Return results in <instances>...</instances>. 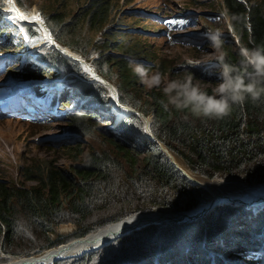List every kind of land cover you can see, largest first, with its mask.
I'll list each match as a JSON object with an SVG mask.
<instances>
[{
    "label": "trees",
    "instance_id": "trees-1",
    "mask_svg": "<svg viewBox=\"0 0 264 264\" xmlns=\"http://www.w3.org/2000/svg\"><path fill=\"white\" fill-rule=\"evenodd\" d=\"M45 1L40 14L53 37L83 56V53L88 55L94 69L110 82L118 78L117 85L113 84L119 89L120 102L152 114L153 133L177 156H181L193 173L207 179L240 178L249 183L264 181V94L257 100L249 96L244 103L233 105L229 115L219 119L197 116L190 108L176 107L170 98L176 94L177 99L175 89L172 92L149 89L148 101L143 106L136 101L139 88L135 87L145 90V86L140 84L143 70L151 71L160 66L148 59L144 41L138 35L127 37L129 28L125 27L123 20L115 17L121 0ZM17 2L25 11L28 9L23 0ZM75 4H78L77 11ZM222 4L237 41L231 40L232 37L230 42L220 40L224 55L216 60L221 65L202 63L176 67L189 78L186 84L189 90L196 88L209 96L217 95V84L223 82L225 64L234 70V74L243 77L245 83L258 76L259 73L243 57L242 50H264V0H223ZM4 5L0 0V6ZM2 13L0 8V48L13 42L8 30L10 26L1 20ZM173 21L182 28L189 22L183 18H174ZM24 28L40 41L43 33L39 26L24 24ZM89 30L101 34L97 41L88 40L86 32ZM10 31H15V27ZM221 36L216 34L215 37ZM208 40L207 37H199L200 44ZM94 50L96 58L92 57ZM48 57L57 66L78 72V64L62 52L53 49ZM10 61V58L5 59L0 64ZM138 61L142 65L141 70L134 67ZM22 62L21 67H26L27 71L25 75L51 72L35 62L28 64L26 58ZM67 84L68 81L64 85ZM45 85L40 88L30 86L28 91L34 100L33 109L43 101L47 107L55 102H60V105L64 102L66 107L73 104L72 100H67L72 96L71 90L57 89L54 94L44 89ZM96 85L100 87L98 93L94 89ZM182 87L179 85L178 88ZM87 90L95 93L94 97L102 102L109 92L97 82L89 84ZM63 92L65 95L62 96ZM19 99L25 102L22 95ZM93 112L73 109L69 116L73 124L75 122L74 126L80 127L79 123H84V120L98 119ZM141 119L134 113L124 115L119 131H105L109 135L106 137L112 153L86 152L76 146L74 159L84 160L73 165L71 172L58 167L52 160H45L36 167L37 170L30 168L25 173L28 180L36 181L34 185L10 186L6 180H0V263L11 259L9 256L1 257L2 254L26 256L40 253L140 211L167 208L179 211L198 206L205 195L203 187L193 183L174 165L162 146L145 132L142 136L133 134L134 128L142 124ZM82 128L87 130L89 127L82 124L81 131ZM126 164L133 168L131 175L126 173L129 189L118 182ZM258 210L248 209L244 204L226 203L218 204L192 222L162 224L148 220L144 222L146 225L101 249L56 264H260L263 260L257 248L264 228V207ZM64 222L76 225V231L52 238V233L58 232Z\"/></svg>",
    "mask_w": 264,
    "mask_h": 264
},
{
    "label": "rangeland",
    "instance_id": "rangeland-1",
    "mask_svg": "<svg viewBox=\"0 0 264 264\" xmlns=\"http://www.w3.org/2000/svg\"><path fill=\"white\" fill-rule=\"evenodd\" d=\"M3 1L7 3L6 0ZM23 1L24 4L28 6V9L25 11L18 4V6L21 7V10L24 12L37 10L36 15L38 19L40 10L46 1ZM222 1L223 0L120 1L119 10L115 17H119L120 20H123L126 24L125 27L129 28L130 35L127 37L138 35L137 37L145 43L144 46H146V55L148 56V59L154 61L157 66H160L151 71L146 69L143 70L140 84L144 85L146 89L142 90L139 86L135 87L139 88V93L136 95L137 102L143 106L146 105L145 102L148 101L147 93L149 89H168L172 92V90L175 89L170 87L172 85H175L176 87H179V85L185 86L189 83V78L182 71H177V66H182L183 64L195 65L213 63L217 58L223 57L224 55L222 43L220 41L221 39L229 41L231 39L230 37H232L231 40L237 41V36L234 34V30L230 24L229 15L222 4ZM77 5L78 4L74 5L76 11ZM2 12L3 16L1 20L5 25L10 26V29L14 26L15 31H10V29H8L9 34L13 38L12 45H8L9 48H7L8 46H1L0 48V57H2L0 61L2 62L9 58L12 60L6 62L5 65H2V63L0 64V97L7 99V104H9L11 100H14L16 103L19 100L20 95H22L26 101L25 103L22 102L20 110L16 109L15 111L7 112L5 109H0V142L6 143L4 148H0V180H6L9 182L10 186L23 187L24 183L28 186L34 185L36 184V181H31L26 178L27 171L30 168L37 170L38 168L36 167L41 165L45 160H52V162H55L58 167H63L71 172V170H74L73 165L81 164L84 160V158H82L76 161L74 156H72L75 155L76 146L77 148H84L86 152L92 150L109 151L112 153L111 146L106 137L109 135L105 133V131L109 132L111 129L117 131L123 116L119 118L118 110L113 108L109 103V93L111 90L108 89L109 92L107 93L105 101L102 102L100 99L97 100L94 97L95 93H91L87 90L89 84H93L97 81L92 80L89 74H87L84 69L80 68V64L77 63V73L69 72V69L66 68V66H57L48 57V55L51 54V50H53L52 48H49V46H40L39 48V44L36 46L38 39L36 37L33 38V36L25 30L24 23L18 22L15 18L10 16L8 12H5V10H2ZM140 13L146 16H142ZM40 15L43 19V15ZM174 16L176 17V20L183 18L189 22L183 28L180 25H171L169 20ZM86 34L88 35V40L92 38L94 42L97 41L101 35L94 30H89ZM216 34H221L222 36L218 37L215 43H213L210 37H215ZM10 35H6L5 37L10 38ZM199 37H207L209 40L208 42L206 41L205 44H200ZM33 45L36 47L34 48ZM90 49L91 48H89V50ZM70 50L74 51L72 48H70ZM76 54L82 56L88 61L92 68L91 60L88 58V55L83 53L85 55L83 56L79 52ZM93 54L94 56L92 57L96 58L97 52L95 51ZM92 57L90 58L92 59ZM24 58L27 59L28 64L35 62L39 66L49 68L51 72L48 74H41V72L38 73V76L25 75V72H27L26 67H21ZM134 67L139 70L143 69L142 65H140V61H138ZM171 70L173 72L172 74L165 73L170 72ZM12 73L18 74L12 75ZM118 80V78L116 80L114 79L113 83L117 85ZM64 81H68V84L64 85ZM44 83L49 86L45 85L43 88H47L48 91L53 92L54 94L57 92V89L59 91L63 89L71 90L72 96L67 98V100H72L73 104L70 105V107H66L63 106L64 102H61V105L60 102H55L47 107L46 101H43L42 105L38 104L33 109L32 102L34 100H32L28 90H30V86L40 88ZM47 83L55 84L50 85ZM97 83L101 84V82ZM221 83L222 82L217 84V88ZM190 84L195 85L193 82H190ZM94 89L95 92L98 93L100 87L97 86V88L94 87ZM132 90L136 91V89ZM63 95H65L64 92L62 96ZM175 95L176 94L170 95L171 101L175 100ZM42 97L45 98L46 96L42 95ZM76 99H78V102ZM41 106L44 108L41 109ZM73 109L80 111L92 110L94 111L93 113L98 116V119L95 121L84 120V123H79L80 127L74 126L75 122L73 124V120H71L69 116ZM112 111L114 112V116L112 115ZM151 116H148V118H151ZM110 118H112V120H110ZM141 120L142 124H138V126L134 128L135 133L133 134L141 135L143 132H147L144 127L145 122L143 119ZM82 124H85L89 128L87 130L82 128L83 131H81ZM124 131L125 130H123V132ZM67 145L70 147L73 146V148L69 147V149L67 148ZM178 157L185 163L181 156ZM124 170L125 171L120 174L118 182L120 185L122 184L129 189V185L126 183V173L131 175L130 171L133 172V168L126 164ZM197 175L200 176V178L195 180L203 187L205 191L204 194H210L212 191L209 192L206 189V184L203 183V179L207 178L198 173ZM221 179L223 178H220V180ZM236 179L241 182H236L230 186L231 188H229L232 189V191L241 190L249 192L250 194H264V182L249 183L240 178ZM215 189L221 193L225 192V188H222L221 186H218ZM226 203H231L235 206L244 204L246 208H251L253 211L264 207L263 202H258L257 204L259 205H250V202L248 201L230 198L221 200L219 205ZM207 209L208 208H203L199 211L205 213ZM151 213H157V211ZM205 214L200 217L205 216ZM197 219H194V221ZM168 223L177 224L179 222ZM163 224L167 223L163 222ZM71 225H73V227H71ZM114 225L116 224L105 227L104 229L108 230ZM75 229L76 225L71 222H64L60 226L58 232L52 233V238H57L59 237L58 235L62 236L64 235L62 234L64 232L72 233ZM259 240L260 242L257 250L263 260L260 264H264V228L260 233ZM5 256H9L11 258L10 261L16 257L12 256V254L1 255V257ZM45 263L47 262L45 261L44 264Z\"/></svg>",
    "mask_w": 264,
    "mask_h": 264
},
{
    "label": "bare ground",
    "instance_id": "bare-ground-1",
    "mask_svg": "<svg viewBox=\"0 0 264 264\" xmlns=\"http://www.w3.org/2000/svg\"><path fill=\"white\" fill-rule=\"evenodd\" d=\"M7 3H5V6L3 9L5 12H8L10 16L15 18L18 22H22L17 17L20 15H23L25 17V21H29L30 23H34V25L40 26V23L43 21L41 20V15L39 14V17L37 19L36 11L37 10H31L28 12H24L21 10V7L18 6L17 0H6ZM33 19V20H32ZM47 36H42L40 41L37 44L40 46H49V48L59 50L60 52L67 57H70L72 60H74L76 63L80 64V68L84 69L87 74H89L90 78L94 81L101 82L104 81L106 83V80L101 77V75L97 72H95L88 61H86L82 56H78L74 51L69 50L67 47H65L62 43L58 42L52 34H49L48 32H45ZM34 38V37H33ZM34 48L36 47L33 45ZM38 49V48H37ZM108 80V79H107ZM93 81V82H94ZM110 84L113 85L112 82ZM110 84H106L107 87L111 90L109 93V103L118 110V117L121 118L124 115L131 114V108L125 104H121L119 101H117V95L114 89L110 88ZM20 102H16V105H19ZM146 119H148V116H151V114H145ZM150 123L152 122V117L149 118ZM145 122V128L147 132V136L153 139L151 136V133L146 127V121ZM154 134V133H153ZM177 142V141H176ZM6 146V143L0 142V148H4ZM174 155L173 160L176 164H179L191 177H194L193 179L197 180V178H200L197 174L193 173L187 164H185L183 161L180 160V158L169 148L168 154ZM73 156V155H72ZM76 157V156H74ZM197 175V176H196ZM195 180V181H196ZM240 183L241 181L236 180H225L217 178V179H203V183L206 184V189L210 192V194L204 195V197L200 200L199 205L186 212H175V210L172 209H163L160 211H157V213H151V212H141V214H136L131 217H127L124 220H121L117 223H114L112 228L105 230L104 228L100 231H95L88 233L84 235L81 238L73 239L70 241H65L64 243L50 247L45 249V251H42L40 253H33L26 256H16L14 257L10 263L8 264H56L58 261H62L69 258H78V257H84L85 254H89L94 250L101 249L103 246L109 244L108 242L114 241L123 235H126L127 233L133 232L135 229H139L142 226L146 225V221L148 220H154V221H170L175 220L177 222L183 221V220H192L195 215L201 214L199 210L203 208H209L211 204H213L215 201L218 200L217 205L220 203L221 196H224L226 198L230 199H242L244 201H248L253 204H257L258 200L262 199L264 200V194L256 193V194H250L249 192L244 191H232L230 189L234 183ZM230 184V185H229ZM218 186H221L222 188H225V192H218L215 188ZM230 187V188H229ZM261 203V202H260ZM216 205V206H217ZM259 205V204H257ZM215 207V206H214ZM259 211V210H258ZM179 214V215H178ZM178 215V216H175ZM175 216V217H173ZM113 225V224H112ZM259 227V225H257ZM73 227V225H71ZM71 232H64L62 234L68 235Z\"/></svg>",
    "mask_w": 264,
    "mask_h": 264
},
{
    "label": "clouds",
    "instance_id": "clouds-1",
    "mask_svg": "<svg viewBox=\"0 0 264 264\" xmlns=\"http://www.w3.org/2000/svg\"><path fill=\"white\" fill-rule=\"evenodd\" d=\"M4 6H0V8L4 10ZM174 18L176 19V17L174 16L171 18V20H173ZM210 39L213 41V43H215L217 37H210ZM242 55L248 61L249 65L254 68L255 72L259 73L258 76L250 78L248 82L245 83V79L243 77L234 74V70L229 65L225 64L223 65L224 70L222 73L223 82L216 89L217 95L209 96L206 93L200 92L196 88H191L189 90L188 85H185L182 88H178L175 85H172L170 87L175 88L177 99L172 100L171 102L175 103L176 107L178 108H190L192 113L197 116L219 119L229 115L233 105L244 103L249 96L253 100L259 99L261 95L264 94V50L243 49ZM106 88L108 89V87ZM138 110L141 111L140 109ZM141 112H138L137 115H140L144 120ZM187 177L191 180L188 175ZM76 229L73 230L72 233L76 231Z\"/></svg>",
    "mask_w": 264,
    "mask_h": 264
},
{
    "label": "water",
    "instance_id": "water-1",
    "mask_svg": "<svg viewBox=\"0 0 264 264\" xmlns=\"http://www.w3.org/2000/svg\"><path fill=\"white\" fill-rule=\"evenodd\" d=\"M206 15H210V14H206ZM23 23H25V24H33L34 25V23H30L29 21H22ZM40 28H41V30H42V33L44 34L43 36H47L46 35V33L45 32H48L49 34H51L50 32H49V30H48V28H47V26L45 25V23H44V21H42L41 23H40V26H39ZM69 50H70V47L68 48ZM60 50V49H59ZM58 50V51H59ZM62 52V51H61ZM75 53H77V52H75ZM70 58V57H69ZM215 65H221V63L220 62H218L217 60H215V62H213ZM92 64V63H91ZM211 64V63H210ZM213 64V65H214ZM92 68H93V70L95 71V72H97V74L99 73V71H97V70H95L94 69V67H93V65H92ZM100 74V73H99ZM101 75V74H100ZM101 77L103 78V79H105L106 80V83L104 82V81H102V84L103 85H105L106 87H107V85L106 84H110V81L109 80H107L103 75H101ZM100 82V81H99ZM114 85V84H113ZM110 88H112V89H114L115 90V92H116V95H117V101H119V92H118V90L119 89H117L116 88V86H112V84H110ZM109 89V88H108ZM120 102V101H119ZM121 103V102H120ZM121 104H123V103H121ZM128 106V105H127ZM129 108H131V111L130 112H132V113H136V114H138V112H141V111H139L137 108H134V107H132V106H129ZM141 114H142V116H143V118H144V120L146 121V127H148V129H149V131H150V133H151V136L153 137V140L156 142V143H159L160 144V146H162V149H163V151L164 152H166L167 153V155L169 156V158H171V160H172V162H173V164L174 165H176L177 167H179L184 173H186L190 178H191V180L193 181V182H196L197 183V181H195L179 164H176L175 163V161L173 160V158H174V155H172L171 153L170 154H168V151H169V148H168V146L167 145H165V144H163L157 137H156V135L155 134H153V130H152V127H151V123H150V121H149V118L148 119H146V115L143 113V112H141ZM264 182V181H263ZM220 199V201L221 200H223V199H228V198H226V197H224V196H221V198H219ZM258 202H263L264 203V200H262V199H260V200H258ZM217 203H218V200L217 201H215L213 204H211L210 206H209V208L205 211V213H207V212H209L210 210H212L213 208H214V206H216L217 205ZM250 205H254L253 203H249ZM199 205V204H198ZM197 207V206H196ZM196 207H193V208H190V209H182V210H179L180 212H186V211H190V210H192V209H194V208H196ZM167 209H170V208H167ZM172 210H175V211H177L176 209H172ZM155 211H157V210H151V211H140L139 213H136V214H141V212H155ZM205 213H201V214H198V215H195V217L192 219V220H194V219H197L198 217H200V216H202L203 214H205ZM136 214H133V215H136ZM130 216H132V215H130ZM129 217V216H128ZM125 218H127V217H125ZM124 219V218H123ZM122 220V219H121ZM120 220V221H121ZM192 220H188V221H192ZM183 221H185L186 222V220H183ZM182 221V222H183ZM117 222H119V221H117ZM117 222H114V223H117ZM163 222H165V223H168V222H177V221H175V220H170V221H160L159 223H163ZM179 222H181L180 220H179ZM114 223H112V224H114ZM156 223H158V222H156ZM111 224V225H112ZM110 226V225H109ZM109 226H106V227H109ZM103 228H105V227H102V229ZM102 229H100V230H102ZM100 230H98V231H100ZM109 243V242H108ZM8 263H10V262H7V263H5V262H1L0 264H8Z\"/></svg>",
    "mask_w": 264,
    "mask_h": 264
},
{
    "label": "snow or ice",
    "instance_id": "snow-or-ice-1",
    "mask_svg": "<svg viewBox=\"0 0 264 264\" xmlns=\"http://www.w3.org/2000/svg\"><path fill=\"white\" fill-rule=\"evenodd\" d=\"M17 18L20 19L21 21H24L25 20V17L23 15H20Z\"/></svg>",
    "mask_w": 264,
    "mask_h": 264
}]
</instances>
